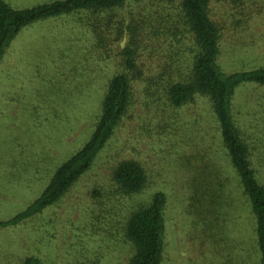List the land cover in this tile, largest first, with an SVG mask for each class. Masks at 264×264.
Segmentation results:
<instances>
[{
  "label": "rangeland",
  "instance_id": "1",
  "mask_svg": "<svg viewBox=\"0 0 264 264\" xmlns=\"http://www.w3.org/2000/svg\"><path fill=\"white\" fill-rule=\"evenodd\" d=\"M26 8L53 0H7ZM182 0L128 1L97 41L93 18L66 14L22 28L0 61V220L24 210L55 170L89 139L109 79L134 28L146 75L156 64L183 59L189 45ZM109 13V14H110ZM114 15V16H113ZM223 71L264 67V0L213 1ZM114 27L123 29L115 40ZM116 31V30H115ZM133 31V30H132ZM137 82L136 102L93 166L56 204L16 226H0V264L34 255L43 264H128L127 217L156 192L167 195L162 264H261L256 216L226 154L204 95L172 107ZM233 110L264 183V85L243 83ZM123 160L145 168L146 187L115 194Z\"/></svg>",
  "mask_w": 264,
  "mask_h": 264
},
{
  "label": "trees",
  "instance_id": "2",
  "mask_svg": "<svg viewBox=\"0 0 264 264\" xmlns=\"http://www.w3.org/2000/svg\"><path fill=\"white\" fill-rule=\"evenodd\" d=\"M128 1L141 0H53L26 8H15L7 0H0V61L19 31L37 21L66 14H81L93 18L97 41L104 40L103 26L110 19L102 16L120 9ZM164 1V0H158ZM213 1L182 0V19L190 35L183 59L156 64V72L146 75V62H139L141 45L139 34L129 28L130 38L119 51L118 70L109 79L97 122L89 139L53 173L41 195L24 210L11 218L1 219L0 226H16L40 214L46 207L59 202L75 182L94 164L99 153L115 133L123 118L136 102L137 82L152 96L164 97L166 104L181 107L194 101L197 95L209 98L217 119L226 154L235 168L240 185L256 216L257 239L264 264V183L259 179L250 149L237 125L233 110V95L243 83L264 85V67L249 71L226 73L219 63L220 28L209 16ZM110 13V14H109ZM112 16V15H111ZM114 16V15H113ZM116 30V31H115ZM133 30V31H132ZM115 40L123 37V29L114 27ZM145 168L136 160H123L113 172L115 194L133 196L147 185ZM167 195L156 192L151 199L127 217L124 236L131 243L133 253L128 264H162L165 253ZM21 264H43L40 258L25 256Z\"/></svg>",
  "mask_w": 264,
  "mask_h": 264
}]
</instances>
